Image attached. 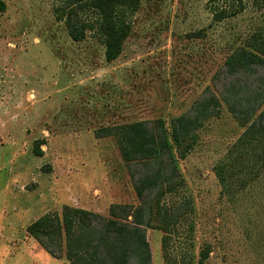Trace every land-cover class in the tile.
Listing matches in <instances>:
<instances>
[{
    "label": "rangeland",
    "instance_id": "374dc122",
    "mask_svg": "<svg viewBox=\"0 0 264 264\" xmlns=\"http://www.w3.org/2000/svg\"><path fill=\"white\" fill-rule=\"evenodd\" d=\"M2 1L0 264H142L141 235L150 264H264V68L229 76L225 66L239 49L264 59V0H139L129 15L128 6L103 14L93 0ZM71 5L86 27L78 43ZM222 12L234 16L215 21ZM120 24L130 30L109 63L106 38ZM210 95L219 114L173 146L180 177L143 203V167H129L117 139L99 132L161 119L171 133ZM117 206L133 212L114 218ZM65 208L96 217L53 236L57 259L28 228L45 215L61 220Z\"/></svg>",
    "mask_w": 264,
    "mask_h": 264
},
{
    "label": "trees",
    "instance_id": "16d2710c",
    "mask_svg": "<svg viewBox=\"0 0 264 264\" xmlns=\"http://www.w3.org/2000/svg\"><path fill=\"white\" fill-rule=\"evenodd\" d=\"M79 4L91 2L92 0H76ZM124 1V2H123ZM98 6L94 7L103 14L116 10L117 6L126 7L127 14H134L137 11L139 0H122L120 3H106L107 0H93ZM125 3V4H124ZM6 12V4L0 0V15ZM68 33L74 42H82L86 38V27L84 24H79L76 10L71 5L68 7ZM233 14H215L214 20L221 21L224 18H230ZM130 28L120 24L114 29V32L106 38V60L111 63L116 61L121 55L122 45L128 37ZM229 76H234L240 73H247L254 68H264V59L259 54L246 49L235 51L225 63ZM220 101L216 96L210 95L195 103L191 114H186L172 121V132L169 133L166 124L163 120L143 121L125 126H115L106 128L99 132L97 138L113 136L117 139L118 147L122 160L129 167L141 166L144 169V174L135 180V190L140 201L150 203V197L155 191L163 188L164 185L172 183L180 177V173L176 166V160L173 154V146L181 147L186 140L194 133L202 128L206 119L217 116L220 109ZM256 106L251 110L256 111ZM233 117L241 120L245 116V111L236 112L231 108ZM263 119V121H262ZM259 125H263L264 112L261 113ZM264 127V125L262 126ZM172 141V143L170 142ZM46 144L45 140L36 141L34 143L33 154L35 157H43L44 152L42 146ZM149 199V200H148ZM149 206V205H148ZM118 211L122 212V216L129 217L133 212V207H113L111 215L114 218H121ZM141 209L135 210V219H140ZM142 212V211H141ZM96 216L80 209L65 208L62 219L51 215H45L38 219L33 225L28 228V233L54 258L58 259V255L54 250L61 253L62 246L60 243H54L53 236L61 238L62 233L71 234L74 230L75 221L79 222L91 221L90 219ZM76 219V220H75ZM122 219V218H121ZM92 222V221H91ZM117 222L110 221L103 223L106 235H111L112 227ZM134 225L141 223L134 222ZM137 235L141 234V228L136 227ZM141 238V246L145 248L146 254L142 257V264H150L151 254L149 252V244L146 242L143 235ZM57 247L56 249L53 247Z\"/></svg>",
    "mask_w": 264,
    "mask_h": 264
}]
</instances>
